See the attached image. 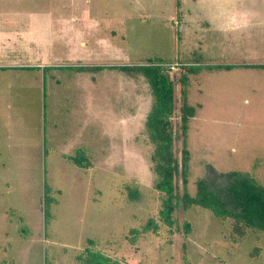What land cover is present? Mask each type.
Listing matches in <instances>:
<instances>
[{"label": "rangeland", "instance_id": "obj_1", "mask_svg": "<svg viewBox=\"0 0 264 264\" xmlns=\"http://www.w3.org/2000/svg\"><path fill=\"white\" fill-rule=\"evenodd\" d=\"M154 58L176 82L175 128L195 68L189 193L230 170L264 185V0H0V264H79L87 247L120 264H264V232L230 242L207 208L180 204L173 232L159 220L152 96L118 67ZM149 218L157 232L131 241Z\"/></svg>", "mask_w": 264, "mask_h": 264}, {"label": "trees", "instance_id": "obj_2", "mask_svg": "<svg viewBox=\"0 0 264 264\" xmlns=\"http://www.w3.org/2000/svg\"><path fill=\"white\" fill-rule=\"evenodd\" d=\"M176 1L179 3L180 0ZM164 62L162 58H154L142 64L118 66L131 77L141 74L147 81L152 96L143 132L152 146L149 161L153 173V188L160 193L159 220L173 232L171 229L176 224L173 216L175 209L180 204L183 210L198 205L211 210L222 222L227 223V238L230 242H238L250 232H264V185L258 183L249 173L230 170L217 173L213 179L200 178L196 181L195 194L189 193L187 184L190 153L187 132L189 120L195 114V107L188 103L187 84L188 74L194 72L195 68L182 65L184 72L178 77L181 84V105L179 122L175 128L173 118L176 82ZM177 140H180L181 145L176 150ZM82 155H78L74 161L80 166H89L91 163L89 160L83 161ZM179 176L182 194L178 192ZM127 191L129 200L138 194L137 187L128 186ZM183 227L185 234H188L191 230L190 222L185 221ZM158 228V222L149 218L140 228L130 229V240L135 241L137 235L150 230L156 233ZM255 249L258 253L261 248ZM184 258L188 264L185 254ZM74 260L79 264H120L117 259L88 247L75 254ZM45 264H50L47 258Z\"/></svg>", "mask_w": 264, "mask_h": 264}]
</instances>
